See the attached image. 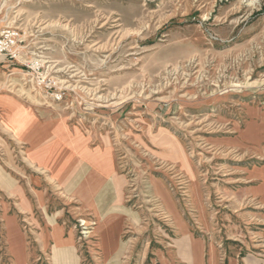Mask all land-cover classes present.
I'll list each match as a JSON object with an SVG mask.
<instances>
[{"label":"rangeland","instance_id":"1","mask_svg":"<svg viewBox=\"0 0 264 264\" xmlns=\"http://www.w3.org/2000/svg\"><path fill=\"white\" fill-rule=\"evenodd\" d=\"M0 26L12 33L0 53V172L30 201L50 181L12 127L28 111L77 144L80 187L85 173H116L122 227L109 258L91 211L55 180L48 189L82 264H161L183 233L227 245L258 230L264 206L248 175L264 165V0H0ZM1 189L0 264H18L12 218L27 264H49Z\"/></svg>","mask_w":264,"mask_h":264},{"label":"crops","instance_id":"2","mask_svg":"<svg viewBox=\"0 0 264 264\" xmlns=\"http://www.w3.org/2000/svg\"><path fill=\"white\" fill-rule=\"evenodd\" d=\"M20 114L15 119L11 117L12 127L17 135H21L30 143V162L36 163L40 169L47 172L38 178L44 179V182L46 179L50 181L46 182L43 190L35 189L34 193L31 192L34 201L29 200L23 185L10 180L1 172L0 187L19 206V216L24 217L29 224L30 231L33 233L31 234L38 242L40 255L48 252L49 264H82L73 229H68L64 223L60 222L61 213L56 211L50 214L49 212L50 190L48 189L55 180L58 188L64 189L69 197L82 201L85 210L91 211L90 214L98 219L97 230L104 256L111 257L118 250L122 227L121 216L112 211V205L115 206V201L120 200L118 198L120 197L119 182L114 179L116 173H112L109 166L102 169L103 173H85L82 175L84 181L80 187L81 179L77 166L80 161V151L77 144L70 145L58 138H55L58 140L56 143L46 144L47 140L54 139L51 125L37 124L28 111H21ZM52 160L55 162L52 163ZM248 180L251 181L248 187L249 196L257 199L259 205L264 206V165L250 171ZM26 181L31 185L34 182L30 178H26ZM68 187H74V189L68 191ZM110 216H113V222H116L118 245L108 255L102 233L105 230L107 232L112 225L109 221ZM9 222H12L10 231L12 240L20 243L15 251L17 263L27 264L31 252L27 251L23 245V232L16 219L12 218ZM260 222V227L249 239L237 241V243H231L230 239H227V245L220 244L213 238L203 239L191 233H183L176 240L173 254L165 256L161 264H175V258L181 264H264V212L260 216Z\"/></svg>","mask_w":264,"mask_h":264},{"label":"built area","instance_id":"3","mask_svg":"<svg viewBox=\"0 0 264 264\" xmlns=\"http://www.w3.org/2000/svg\"><path fill=\"white\" fill-rule=\"evenodd\" d=\"M8 29L6 30L0 26V53L6 50L9 46V43H7V41L12 37V33Z\"/></svg>","mask_w":264,"mask_h":264},{"label":"bare ground","instance_id":"4","mask_svg":"<svg viewBox=\"0 0 264 264\" xmlns=\"http://www.w3.org/2000/svg\"><path fill=\"white\" fill-rule=\"evenodd\" d=\"M20 115H21V114H20ZM29 115H31V114H29ZM14 117H15V116H14ZM15 118H16V117H15ZM19 120H20V119H19ZM20 123H21V122H20ZM12 126H13V125H12ZM52 127H54V126H52ZM38 134H39V133H38ZM42 134H43V133H42ZM50 134H51V133H50ZM58 135L60 136V133L57 132V131H55V130H53V134H52L53 138H54V139H55V138H58V137H57ZM37 137H38V135H37ZM44 137H45V136H44ZM44 137H43V138H44ZM45 138H46V137H45ZM62 138L64 139L65 137H62ZM33 139H34V138H33ZM30 140H31V139H30ZM30 140H29V141H30ZM32 141H33V140H32ZM34 144H35V143H34ZM55 146H56V144H55ZM52 148H54V147H52ZM54 149H55V148H54ZM58 149H59V147H58ZM61 149H63V148H61ZM61 149H60V150H61ZM60 150H59V151H60ZM55 151H56V150H55ZM61 156H62V155H61ZM53 161H54V160H52V163H53ZM66 161H67V160H66ZM54 162H55V161H54ZM32 166H33V165H32ZM109 244H110V241H109ZM19 257H20V256H19Z\"/></svg>","mask_w":264,"mask_h":264}]
</instances>
